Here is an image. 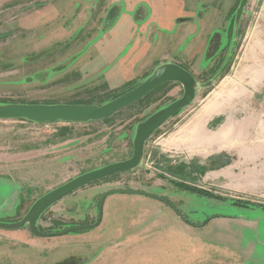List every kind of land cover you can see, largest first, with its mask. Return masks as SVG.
Wrapping results in <instances>:
<instances>
[{"label":"rangeland","instance_id":"obj_1","mask_svg":"<svg viewBox=\"0 0 264 264\" xmlns=\"http://www.w3.org/2000/svg\"><path fill=\"white\" fill-rule=\"evenodd\" d=\"M241 1L0 0V105L102 106L164 62L198 84L146 141L138 168L80 188L38 227L91 224L110 190L172 206L115 194L92 230L39 238L28 225L0 229V264H264V0H248L237 24ZM183 94L164 83L87 123L0 121V222L131 158L137 125Z\"/></svg>","mask_w":264,"mask_h":264},{"label":"water","instance_id":"obj_2","mask_svg":"<svg viewBox=\"0 0 264 264\" xmlns=\"http://www.w3.org/2000/svg\"><path fill=\"white\" fill-rule=\"evenodd\" d=\"M248 0H242L239 5L236 23L240 21L242 12ZM168 82L180 83L184 88L183 96L177 101L157 111L144 122L137 125L136 134L133 142V155L131 158L106 165L102 168L84 173L64 185L50 191L42 196L30 209L29 213L19 222L4 223L0 222V229L18 230L28 225L31 233L37 237H60L75 231H88L97 228L102 222L103 205L105 199L113 194L141 195L150 198L158 196L141 190H111L103 194L97 204L99 210L98 220L90 225H77L69 227L59 232L45 233L38 229L39 218L53 205L70 195L71 193L87 186L91 183L100 181L104 178L121 172H128L138 168L142 162L146 141L152 134L170 118L182 109L188 107L196 96L197 81L191 73L177 64L166 63L158 66L154 72L139 86L121 95L120 97L102 105H20L4 104L0 105V121L26 120L33 123H87L107 119L117 111L137 102L153 92L160 85ZM166 203H168L166 201ZM171 206V205H170ZM182 220H185L178 213ZM186 222V220H185Z\"/></svg>","mask_w":264,"mask_h":264},{"label":"flooded vegetation","instance_id":"obj_3","mask_svg":"<svg viewBox=\"0 0 264 264\" xmlns=\"http://www.w3.org/2000/svg\"><path fill=\"white\" fill-rule=\"evenodd\" d=\"M85 187V186H84ZM83 188V187H82ZM119 190H128V189H119ZM111 191V190H110ZM108 192V191H107ZM74 193V192H73ZM106 193V192H105ZM104 193V194H105ZM72 194V193H71ZM113 195H115V194H113ZM154 195V194H153ZM69 196V195H68ZM103 196V195H102ZM101 196V197H102ZM110 196H112V195H110ZM110 196H108L107 198H109ZM156 196H158V195H156ZM101 197H100V199H101ZM107 198L105 199V202H104V205H103V214H104V208H105V204H106V201H107ZM158 198H162V197H160V196H158ZM99 199V200H100ZM153 199H156V198H153ZM99 200L97 201V203H96V205H95V208H96V211H97V219H96V221L98 220V216H99V210H98V208H97V204H98V202H99ZM158 200H161L162 202H164V203H166V201L167 200H165L164 198H162V199H158ZM168 202V201H167ZM167 204H169V205H171L172 206V204L170 203V202H168ZM54 206V205H53ZM50 209V208H49ZM48 211V210H47ZM102 220H103V216H102ZM96 221H94V222H92L91 224H93V223H95ZM102 223V222H101ZM186 223L187 224H189V222H187L186 221ZM90 225V224H89ZM101 225V224H100ZM99 225V226H100ZM37 226H38V223H37ZM29 228V227H28ZM38 229L40 230V228L38 227ZM67 229V228H66ZM30 230V229H29ZM65 230V229H64ZM41 231V230H40ZM62 231V230H61ZM31 232V231H30ZM42 232V231H41ZM57 232H59V231H57ZM45 233H48V232H45ZM39 238H41V237H39Z\"/></svg>","mask_w":264,"mask_h":264},{"label":"crops","instance_id":"obj_4","mask_svg":"<svg viewBox=\"0 0 264 264\" xmlns=\"http://www.w3.org/2000/svg\"><path fill=\"white\" fill-rule=\"evenodd\" d=\"M166 63H169V62H164V63H161L160 65H163V64H166ZM160 65H158V66H160ZM222 171L220 172V175H221V177H226V176H228L229 174H230V170H226L225 169V171H223V169H221ZM212 173V172H211ZM219 175V176H220Z\"/></svg>","mask_w":264,"mask_h":264},{"label":"trees","instance_id":"obj_5","mask_svg":"<svg viewBox=\"0 0 264 264\" xmlns=\"http://www.w3.org/2000/svg\"><path fill=\"white\" fill-rule=\"evenodd\" d=\"M22 121H26V120H22ZM215 217H217V216H215ZM207 222H208V221H207ZM207 222H206V223H207Z\"/></svg>","mask_w":264,"mask_h":264}]
</instances>
